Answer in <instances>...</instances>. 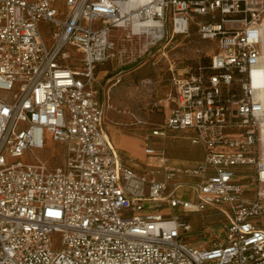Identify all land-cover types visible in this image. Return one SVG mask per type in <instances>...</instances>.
<instances>
[{
    "label": "built area",
    "instance_id": "1",
    "mask_svg": "<svg viewBox=\"0 0 264 264\" xmlns=\"http://www.w3.org/2000/svg\"><path fill=\"white\" fill-rule=\"evenodd\" d=\"M121 38L189 57L151 163L105 122L98 69ZM263 121L264 0H0V264H264ZM169 129L204 156L153 148ZM36 150L58 154L22 160ZM165 208L217 212L225 235L191 242Z\"/></svg>",
    "mask_w": 264,
    "mask_h": 264
},
{
    "label": "rangeland",
    "instance_id": "2",
    "mask_svg": "<svg viewBox=\"0 0 264 264\" xmlns=\"http://www.w3.org/2000/svg\"><path fill=\"white\" fill-rule=\"evenodd\" d=\"M62 0H60V4ZM49 23H41V31L47 42L50 41ZM120 58L108 61L101 66L99 80L101 82L102 97L105 102V122L109 132L115 139L126 138L128 147H119L125 154L134 156L140 161L152 162V155L145 151V134L148 127L158 125L164 121L167 112L173 105L170 94L173 90L172 71L169 66L177 63L185 65L188 55L170 46V57L167 60L158 51L143 54L144 41H119ZM123 55V56H122ZM72 59H70L71 62ZM104 77V79H103ZM192 133L188 131H174L169 129L167 137H154L149 141L156 150L164 148L171 160L176 163H192L204 156L202 145L193 144ZM60 147L58 143L54 146ZM35 154L48 158L54 150H36V153L27 151L22 157L24 161H34ZM11 158V161H15ZM244 171L253 172L254 167H247ZM164 212L169 215L179 214L186 222L192 225L187 236L196 244H211L218 236H224V220L217 212L206 211L200 213H185L179 208L168 209ZM258 220L264 222V215ZM213 229H210L208 226ZM218 235V236H217ZM55 247L59 245L60 234L56 233Z\"/></svg>",
    "mask_w": 264,
    "mask_h": 264
},
{
    "label": "crops",
    "instance_id": "3",
    "mask_svg": "<svg viewBox=\"0 0 264 264\" xmlns=\"http://www.w3.org/2000/svg\"><path fill=\"white\" fill-rule=\"evenodd\" d=\"M99 71H102V68L101 67H99V69H98V77H99ZM103 79H104V77H103ZM102 87V86H101ZM174 104V103H173ZM173 106V105H172ZM169 112V111H168ZM167 112V113H168ZM111 134V133H110ZM112 136V135H111ZM112 139H113V141L115 142V144L117 145V143H116V141H115V139L113 138V136H112ZM128 144H129V140L128 139H126V138H122V139H119L118 140V147H122V146H126V147H128ZM195 161V160H194ZM193 161V162H194Z\"/></svg>",
    "mask_w": 264,
    "mask_h": 264
},
{
    "label": "bare ground",
    "instance_id": "4",
    "mask_svg": "<svg viewBox=\"0 0 264 264\" xmlns=\"http://www.w3.org/2000/svg\"><path fill=\"white\" fill-rule=\"evenodd\" d=\"M263 132H264V121H263ZM264 137V136H263Z\"/></svg>",
    "mask_w": 264,
    "mask_h": 264
}]
</instances>
